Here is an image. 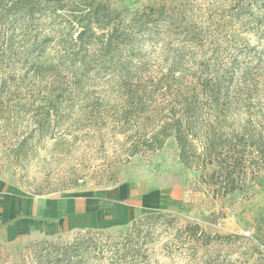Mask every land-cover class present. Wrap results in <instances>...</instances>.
I'll return each instance as SVG.
<instances>
[{
	"label": "rangeland",
	"instance_id": "1",
	"mask_svg": "<svg viewBox=\"0 0 264 264\" xmlns=\"http://www.w3.org/2000/svg\"><path fill=\"white\" fill-rule=\"evenodd\" d=\"M108 1L117 9L166 5L181 23L211 27L212 31L230 2ZM249 37L252 44L257 42V35ZM158 61L142 77L128 83L97 79L83 90L65 73L19 69L10 77L8 100L0 106V176L31 194L125 182L148 186L156 195L154 206L146 212H163L175 218L172 226L158 225L156 233L147 238L149 264H264L263 163L256 160L250 165L240 190L217 196L196 169L182 163L174 136H168L162 148H150L151 136L161 134L166 122L184 113L182 103L192 101L196 90L190 75L166 74ZM249 90L252 98L232 93L225 108L205 110L192 123L187 132L199 153L209 134L234 139L245 129L250 135L264 131V69ZM51 102L60 109L53 112L51 133L35 139L27 152L16 154L18 143L41 119L40 107ZM248 143L253 140L248 138ZM197 162L202 168L207 160L200 157ZM194 223L212 235L233 237L206 243L184 230ZM122 227L104 230L115 234ZM74 236L72 231L11 243L0 240V264H34L30 243L60 237L68 241Z\"/></svg>",
	"mask_w": 264,
	"mask_h": 264
},
{
	"label": "trees",
	"instance_id": "2",
	"mask_svg": "<svg viewBox=\"0 0 264 264\" xmlns=\"http://www.w3.org/2000/svg\"><path fill=\"white\" fill-rule=\"evenodd\" d=\"M219 19L212 31L211 27L181 23L166 5L117 9L108 0H0V106L8 100L10 77L19 69L65 73L83 90L97 79L128 83L142 77L159 60L166 74L190 75L196 90L192 101L182 103L184 113L166 122L161 134L151 136L150 148H162L166 138L174 136L182 163L196 169L215 195L226 196L242 188L251 164L260 160L264 165V131L250 135L245 129L234 139L209 134L199 153L187 130H192V123L205 110L231 102L232 93L252 98L249 88L264 69V0H230ZM249 34L258 36L255 44ZM59 110L55 102L40 107L41 119L18 143L16 154L27 152L35 139L51 133L53 112ZM248 138L253 143L249 144ZM200 157L207 160L202 168L197 162ZM174 221L163 212H151L115 234L84 229L74 231L68 241L60 237L32 242L33 261L149 264L147 238L160 225L169 228ZM184 230L206 243L233 237L212 235L197 223Z\"/></svg>",
	"mask_w": 264,
	"mask_h": 264
},
{
	"label": "crops",
	"instance_id": "3",
	"mask_svg": "<svg viewBox=\"0 0 264 264\" xmlns=\"http://www.w3.org/2000/svg\"><path fill=\"white\" fill-rule=\"evenodd\" d=\"M155 195L148 186L132 182L31 194L0 176V240L126 226L154 206Z\"/></svg>",
	"mask_w": 264,
	"mask_h": 264
}]
</instances>
